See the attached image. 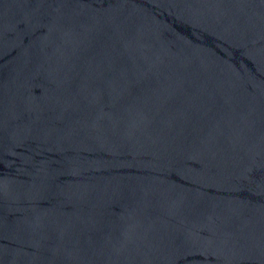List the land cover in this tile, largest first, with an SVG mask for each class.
I'll use <instances>...</instances> for the list:
<instances>
[{"label":"water","instance_id":"water-1","mask_svg":"<svg viewBox=\"0 0 264 264\" xmlns=\"http://www.w3.org/2000/svg\"><path fill=\"white\" fill-rule=\"evenodd\" d=\"M0 264H264V0H0Z\"/></svg>","mask_w":264,"mask_h":264}]
</instances>
